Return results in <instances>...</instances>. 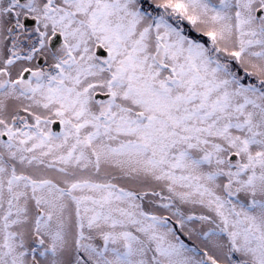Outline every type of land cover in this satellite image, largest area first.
Wrapping results in <instances>:
<instances>
[{"label":"snow or ice","instance_id":"1","mask_svg":"<svg viewBox=\"0 0 264 264\" xmlns=\"http://www.w3.org/2000/svg\"><path fill=\"white\" fill-rule=\"evenodd\" d=\"M0 264H264V0H0Z\"/></svg>","mask_w":264,"mask_h":264}]
</instances>
